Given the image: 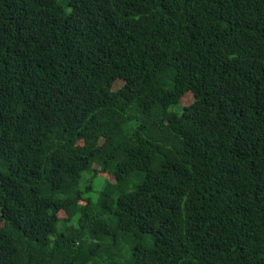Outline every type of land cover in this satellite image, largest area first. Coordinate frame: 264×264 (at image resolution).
<instances>
[{"label":"trees","instance_id":"obj_1","mask_svg":"<svg viewBox=\"0 0 264 264\" xmlns=\"http://www.w3.org/2000/svg\"><path fill=\"white\" fill-rule=\"evenodd\" d=\"M0 264H264V0H0Z\"/></svg>","mask_w":264,"mask_h":264},{"label":"rangeland","instance_id":"obj_2","mask_svg":"<svg viewBox=\"0 0 264 264\" xmlns=\"http://www.w3.org/2000/svg\"><path fill=\"white\" fill-rule=\"evenodd\" d=\"M62 1V0H61ZM64 2V0H63ZM104 180L101 177L95 178V185L92 190H90L87 195L96 197L99 194V191L103 188Z\"/></svg>","mask_w":264,"mask_h":264}]
</instances>
